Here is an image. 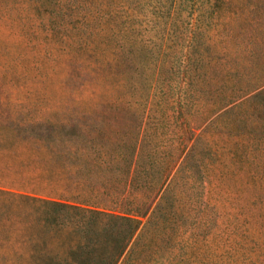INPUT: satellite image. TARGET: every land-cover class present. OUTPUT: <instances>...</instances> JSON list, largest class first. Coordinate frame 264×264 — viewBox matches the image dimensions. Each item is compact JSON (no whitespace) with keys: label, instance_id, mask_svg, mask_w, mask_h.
I'll return each mask as SVG.
<instances>
[{"label":"trees","instance_id":"1","mask_svg":"<svg viewBox=\"0 0 264 264\" xmlns=\"http://www.w3.org/2000/svg\"><path fill=\"white\" fill-rule=\"evenodd\" d=\"M65 2L73 12L70 18L79 19L75 30L91 34L88 33L92 46L89 52L97 61L96 73L113 97L127 99L129 105L124 108L130 113L126 114L137 110L149 118L153 110L162 117L171 113L179 118L184 116V98L195 82H201L200 87L209 93L215 88V80L221 86L230 79L236 81L230 95L222 90L221 100L226 102L205 115L199 126L202 131L193 143L189 144L198 126L192 129L187 120L177 122L182 134L189 137L183 158L185 147L180 149L177 142L170 146L155 135L149 143H157L147 151L141 139L146 129L143 123L135 143L120 138V145L114 148L105 141L103 151L91 144L83 150L75 148L61 160L57 158L63 166H71L63 174L36 169L29 161L37 162L39 157L31 151L25 169H20L26 175L24 185L0 182L3 197L42 204L55 215V222H59L61 213L70 214L63 222L85 229L96 241L90 240L87 245L78 242L76 250L102 245V254L87 262L66 260L58 264L154 263L143 252L152 248L150 252L154 253L158 244H169L175 227L180 225V214L186 212L180 208V194L173 195V180L186 158L188 161L199 156L205 191L210 176L226 174L227 153L234 166L250 168L254 183L260 187L253 190L255 198L262 201L264 105L255 101L264 96V0H55L54 4H59L61 12L60 4ZM52 24L59 25L54 18ZM223 55H232L231 64L239 66H218L222 65ZM249 82L254 84L248 88ZM172 92L176 93L173 101ZM209 96L215 94L210 92ZM249 103H253V114L245 110ZM110 108L117 110L114 105ZM230 112H236L232 115L238 116L236 122L250 120L251 127L255 126L250 131L229 130L232 137L239 134L246 138L244 145L234 143L225 151L219 141L200 146L208 129L227 120ZM87 140L93 141L90 136ZM7 178L10 181L12 177ZM174 198L180 202H172ZM74 217H80L79 221ZM203 220L205 224L211 222L209 215L200 219V225ZM200 225L197 228L203 232ZM202 261L205 262L201 264H214L211 259L208 263L206 259ZM240 264L260 263L245 254Z\"/></svg>","mask_w":264,"mask_h":264},{"label":"rangeland","instance_id":"2","mask_svg":"<svg viewBox=\"0 0 264 264\" xmlns=\"http://www.w3.org/2000/svg\"><path fill=\"white\" fill-rule=\"evenodd\" d=\"M54 3L55 0H0V182L7 181L3 184L24 185L26 175L20 169H25L31 151L39 157L37 162L29 161L36 169L63 174L71 166H63L60 157L91 144L103 151L105 141L114 148L120 145V138L135 143L143 123L146 129L141 139L147 151L157 143H149L153 135L164 138L170 146L177 142L182 149L189 137L182 134L177 122L187 120L192 129L198 126L189 142L193 143L202 131L199 126L205 115L226 102L221 100L222 90L227 95L233 91L236 79L223 86L215 80V88L210 91L215 97L203 91L201 82H195L184 98L186 111L182 117L171 113L162 117L153 110L149 118L137 110L126 114L130 113L124 108L129 105L127 99L113 97L95 71L97 61L89 52L90 32L75 30L79 19L70 18L73 12L67 2L60 4L61 12L59 4ZM53 18L59 25L52 24ZM231 57L221 56L222 65L218 66L231 64ZM238 66L232 63L230 68ZM253 84L249 82L246 87ZM175 96V92L170 94L171 101ZM258 99L255 102L264 105V96ZM111 105L117 110H111ZM246 109L253 114V103ZM235 114L230 112L227 120L208 129L200 146L219 141L225 151L234 143L244 145L246 138L239 134L232 137L229 130L250 131L255 126L251 127L250 120L251 123L243 119L236 122L238 116H232ZM78 134L83 136L77 138ZM88 136L93 141L89 142ZM186 151L185 147L182 158ZM225 164L226 174L210 176L204 191L199 156L183 162L173 180V195L180 194V208L186 212L180 214V225L175 227L169 244H158L154 253L150 252L152 248L143 252L146 259L154 262L151 264H201L205 262L202 259H211L214 264H240L245 254L264 264V199L255 198L253 191L260 187L247 165L234 166L227 153ZM7 177L12 178L9 181ZM175 201L180 202L179 198L172 202ZM51 212L42 204L23 203L22 199L0 194V264L87 262L102 254L98 243L76 250L78 242H96L94 236L64 223L70 214L61 213L59 222H55ZM207 215L211 222L205 224L203 220L200 225V219ZM198 224L203 232H199ZM154 238L157 240V235Z\"/></svg>","mask_w":264,"mask_h":264}]
</instances>
